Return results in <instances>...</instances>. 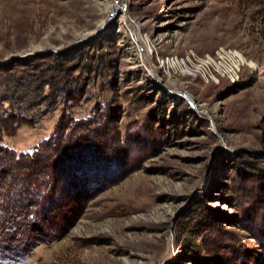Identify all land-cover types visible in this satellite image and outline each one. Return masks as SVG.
I'll return each instance as SVG.
<instances>
[{"label":"rangeland","instance_id":"374dc122","mask_svg":"<svg viewBox=\"0 0 264 264\" xmlns=\"http://www.w3.org/2000/svg\"><path fill=\"white\" fill-rule=\"evenodd\" d=\"M218 49L255 68L194 72L191 55ZM170 55L186 67L165 69ZM8 115L24 122L1 134L16 154L61 120L84 145L119 143L37 242L0 241V264H264V0H0Z\"/></svg>","mask_w":264,"mask_h":264},{"label":"trees","instance_id":"16d2710c","mask_svg":"<svg viewBox=\"0 0 264 264\" xmlns=\"http://www.w3.org/2000/svg\"><path fill=\"white\" fill-rule=\"evenodd\" d=\"M23 124V119L16 115L0 118V241L10 243L21 235L26 246L27 242L33 244L38 241L34 235L38 222L52 219L55 211L65 207L71 196H80V181L73 177L92 171L84 169V166L96 164L103 171L110 162H115L113 160L117 156L110 155L111 147L119 141L105 138V130L97 134L88 130L87 133L95 134L100 141L90 144L94 147L84 145L82 142L85 140L75 136L79 131H75L78 128L76 123L64 124L61 120L47 140L29 153L16 154L2 145L1 134L12 135ZM12 211H17L14 213L15 222L12 216L3 217ZM18 213L24 218L20 219ZM30 216L33 223L28 220ZM3 254L11 262H15V257H22L17 250Z\"/></svg>","mask_w":264,"mask_h":264},{"label":"built area","instance_id":"2783aa9c","mask_svg":"<svg viewBox=\"0 0 264 264\" xmlns=\"http://www.w3.org/2000/svg\"><path fill=\"white\" fill-rule=\"evenodd\" d=\"M119 6L117 4L113 10L117 11ZM122 8H120L121 11ZM238 52L233 49H218L215 52L214 57H203L202 59L196 58L194 55H191L189 60H193L197 63V66L201 68L204 76L207 79L213 80L216 79H226L231 83L238 81L239 75L242 69L240 64ZM240 55V54H239ZM169 60L171 62H176L177 57L170 55L166 57L165 61ZM179 60L178 62H180ZM167 65V64H166Z\"/></svg>","mask_w":264,"mask_h":264},{"label":"bare ground","instance_id":"6f19581e","mask_svg":"<svg viewBox=\"0 0 264 264\" xmlns=\"http://www.w3.org/2000/svg\"><path fill=\"white\" fill-rule=\"evenodd\" d=\"M118 12V11H117ZM238 57H239V61H240V64L242 65V66H244V65H247V66H250V67H252V68H255V64L254 65H251L250 63L251 62H247V59L245 60L244 58H242L241 57V55H239L238 54ZM163 66H165V69H166V64H167V66L169 67V68H171V69H176L178 66L179 67H184L185 65H184V62L181 60L180 62H171V61H165V62H163ZM186 67V66H185ZM164 68V67H163ZM187 69V68H186ZM196 70L194 71V72H198L199 70H201V68H199L198 66H196V68H195ZM188 70V69H187Z\"/></svg>","mask_w":264,"mask_h":264}]
</instances>
